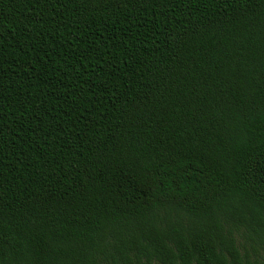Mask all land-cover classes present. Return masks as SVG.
Wrapping results in <instances>:
<instances>
[{
  "label": "trees",
  "instance_id": "16d2710c",
  "mask_svg": "<svg viewBox=\"0 0 264 264\" xmlns=\"http://www.w3.org/2000/svg\"><path fill=\"white\" fill-rule=\"evenodd\" d=\"M0 264H264V0H0Z\"/></svg>",
  "mask_w": 264,
  "mask_h": 264
}]
</instances>
